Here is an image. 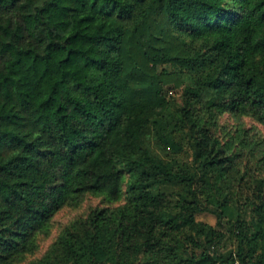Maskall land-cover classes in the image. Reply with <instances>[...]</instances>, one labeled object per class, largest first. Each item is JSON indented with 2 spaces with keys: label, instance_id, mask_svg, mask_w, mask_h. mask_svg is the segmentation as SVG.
<instances>
[{
  "label": "trees",
  "instance_id": "1",
  "mask_svg": "<svg viewBox=\"0 0 264 264\" xmlns=\"http://www.w3.org/2000/svg\"><path fill=\"white\" fill-rule=\"evenodd\" d=\"M224 113L264 125V0H0V264L88 194L26 264H264V137Z\"/></svg>",
  "mask_w": 264,
  "mask_h": 264
},
{
  "label": "rangeland",
  "instance_id": "2",
  "mask_svg": "<svg viewBox=\"0 0 264 264\" xmlns=\"http://www.w3.org/2000/svg\"><path fill=\"white\" fill-rule=\"evenodd\" d=\"M180 89L170 90V94L179 95ZM218 137L223 142H229L233 139H236L232 143V149L237 150L240 148V142L243 138V130L246 129L247 132L251 135H257L264 137V125L261 124L255 117L249 115H240L233 116L230 113H224L218 115ZM108 205V201L103 198L95 195H86L85 199L79 205H66L63 207L53 218L51 229L46 237H43L39 241V248L37 252L28 254L26 260L20 264H26L28 261L41 256L49 247V245L55 240L60 231L64 226L69 223L71 220L85 215L89 209L93 206L99 205ZM118 203H113L110 205H117ZM206 219L214 223L216 222L215 217L208 215Z\"/></svg>",
  "mask_w": 264,
  "mask_h": 264
}]
</instances>
